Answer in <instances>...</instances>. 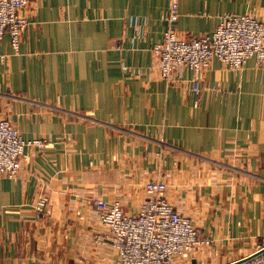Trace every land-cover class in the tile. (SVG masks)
Listing matches in <instances>:
<instances>
[{"label":"crops","instance_id":"1","mask_svg":"<svg viewBox=\"0 0 264 264\" xmlns=\"http://www.w3.org/2000/svg\"><path fill=\"white\" fill-rule=\"evenodd\" d=\"M177 1L170 23L172 0H29L18 51L0 42V115L45 141L0 179V264L104 259L107 247L88 242L98 204L132 213L161 175L169 202L211 241L186 264H227L264 244V60L236 70L214 60L167 83L152 53L169 29L197 37L226 15L264 20V0Z\"/></svg>","mask_w":264,"mask_h":264},{"label":"built area","instance_id":"2","mask_svg":"<svg viewBox=\"0 0 264 264\" xmlns=\"http://www.w3.org/2000/svg\"><path fill=\"white\" fill-rule=\"evenodd\" d=\"M29 0H0V42L9 36L17 52L28 24L22 11ZM178 1L172 0L168 20L176 22ZM160 78L167 83L189 70L195 77L219 60L229 69H240L248 59L264 60V20L250 14L226 15L209 34L179 38L172 29L161 42L152 46ZM7 56L0 52V64ZM194 88L200 86L194 78ZM43 139H24L15 126L0 115V179H15L22 169L26 149H42ZM168 184L164 175L143 183L145 199L132 213L123 210L120 201L98 204L100 224L116 255V264H186L191 255L211 243L200 237L192 220L176 209L167 198ZM45 198L35 207V220L44 216ZM227 264H264V244L257 245L241 259Z\"/></svg>","mask_w":264,"mask_h":264},{"label":"rangeland","instance_id":"3","mask_svg":"<svg viewBox=\"0 0 264 264\" xmlns=\"http://www.w3.org/2000/svg\"><path fill=\"white\" fill-rule=\"evenodd\" d=\"M31 102H32L31 104L35 105L36 107L40 106V105H38L39 103H35L34 104V101H31ZM42 111H43V113H45V114H47L49 116H52V117L54 115L53 113H57L58 112L57 110L55 111L53 108H49V107H43ZM166 181L168 183V179H166ZM37 224L39 226H42L43 225V221H37ZM94 230L98 231L99 233H94L93 232L92 235L90 236V239L88 240V242H89V244L91 242L92 246L93 245L95 246V248L92 249L93 252H97L98 244L102 243V246L107 247L108 251H105L106 254L104 255V259L98 261L99 259L97 260V258H95L96 256H95L94 253H89V255H86V253H85L86 251H85V252H83L85 254H82V256H84V258L78 257V261H74V264H116L115 252L111 248V246H110V244H109V242L107 240V237L105 236L106 229L100 224L99 216H98L97 226H96V228ZM89 244H88V247H89ZM60 253L61 252H59L57 254L58 260H61L62 263L64 264V262H63L64 257H63V255H60Z\"/></svg>","mask_w":264,"mask_h":264}]
</instances>
